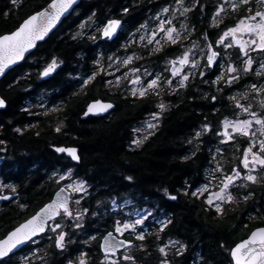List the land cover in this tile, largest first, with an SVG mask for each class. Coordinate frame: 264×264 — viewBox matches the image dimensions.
I'll use <instances>...</instances> for the list:
<instances>
[{
	"label": "trees",
	"instance_id": "1",
	"mask_svg": "<svg viewBox=\"0 0 264 264\" xmlns=\"http://www.w3.org/2000/svg\"><path fill=\"white\" fill-rule=\"evenodd\" d=\"M125 1L82 0L75 10L80 14L94 10L98 18L111 14ZM49 2L0 0V35L14 31L25 18ZM73 12L0 81V96L6 103L5 109L0 110V140L5 142L0 144V176H35L53 170L62 174L72 169L97 194L94 201L114 197L129 199L133 204L140 200L141 205L145 200L161 202L164 212L186 239L203 242V264H232L229 256L232 247L254 228L264 226V184L238 194L234 204L224 205L222 214L204 210L200 202L184 196L182 191L206 183L205 170L215 163L225 171L237 165L242 150L221 144L216 149L215 141L221 121L235 118L236 112L233 109V114H223L224 93L207 81L213 76H207L202 87L197 86V81L189 84L187 99L179 100L164 114L161 125L139 149L132 146L133 127L143 117L144 104L114 97V109L107 117L82 118L88 99L100 95L87 99L92 90L84 98L75 95L73 75L78 67H87L94 54L89 52L87 59L82 58L87 56L85 48L89 45L84 37L80 40L72 37ZM53 61L54 71L40 78V71ZM261 79L264 77L258 78L254 71L248 75L240 71L232 95L235 99L250 98L252 111H259V115L264 114V109L258 107L264 103V93L252 98L246 86L259 84ZM38 97L46 99L49 109H56L57 114H33L36 111L28 103H34ZM204 124L212 131L195 141L194 132ZM60 146L77 148L79 163L72 164L52 149ZM248 193L251 195L247 201L241 198L240 195ZM168 196L177 198L171 201ZM48 201V196L38 193L22 199L29 215Z\"/></svg>",
	"mask_w": 264,
	"mask_h": 264
},
{
	"label": "flooded vegetation",
	"instance_id": "2",
	"mask_svg": "<svg viewBox=\"0 0 264 264\" xmlns=\"http://www.w3.org/2000/svg\"><path fill=\"white\" fill-rule=\"evenodd\" d=\"M86 1L91 2L93 0ZM235 2L237 0H182V4H177L176 0H126L119 3L118 5L120 6L116 10L111 11V14L99 16L98 18L94 10L80 14L77 9L75 10L80 5L79 3L74 8V12L72 11L74 13V23L71 33L75 36L77 35L76 37L72 35V37L79 40L84 37L89 45L88 48H85L87 56H83L82 58L87 59L90 56L89 52H92L94 57L89 58L87 67L85 65L81 68L78 67L73 75V82L76 87L75 95L84 98L90 90H92V95H89L87 99L96 94L100 95L88 99L81 114H85L87 106L91 102L99 100L100 102L113 105L111 111L106 116H103L107 117L114 109V97L120 100L128 99V101H133L137 104H144L141 112L143 117L133 127L134 140L135 127H138L150 118L153 113L161 115L156 130L158 129L164 114H168L179 103V100L183 101V99H187L189 84L196 83L197 81V86L202 87L207 76H213V78L207 80L208 82L214 81L222 68H226L228 63H234L237 69L242 71L243 58L239 53L238 47L224 48L221 45H217L216 41L226 29L233 27L241 17H246L250 14L247 9L250 8L251 12L254 13L258 10L264 11V6L259 5L257 0H250L249 5L240 6L237 10H233L231 5ZM218 7L222 8L223 11L214 17L213 14ZM125 8L128 9L127 12L124 11ZM164 8H168L169 11L163 12L162 9ZM185 9H189V11H184ZM112 19L121 21L120 28L113 39H102L101 31L106 22ZM169 20L171 24L165 23L164 27H173L180 32L181 39L177 44L168 42L165 39L164 33L157 30L162 21ZM214 20L219 25L218 27L213 26ZM82 23L91 24V26L88 30H84L83 33L79 34V27ZM182 23L186 26L185 28H181ZM154 32L155 36H153ZM205 34L208 36L207 40L204 39ZM91 37H96V39L93 40ZM141 37H144V39H141ZM150 37L152 38V43H149ZM161 38H164L163 42H160ZM244 38L247 39L248 37L245 36ZM156 41H159V44ZM193 42H196L197 47H193ZM225 42L230 43L231 37H226ZM206 44H211L213 50L219 53L217 62L212 68H206ZM155 48H160L161 51H154ZM190 48H194V51L189 53L191 59L197 60L198 63L196 66H192L191 64L186 65L182 69L184 72L194 71V73H191L189 80L185 82V87L181 88L178 86L180 77L171 76L170 69L173 65L170 61L180 57L184 51ZM150 51L151 54H149ZM110 56L118 58L119 63L117 66L107 67L106 60ZM127 56H133L134 59L128 65L121 66L122 59ZM252 56L255 58L253 68H258L259 64L257 61L261 60V56L258 53L252 54ZM118 66L119 70L117 71ZM130 69H138L136 75L140 76L141 85H146L149 78H156V75L159 74L158 86L153 90H149L148 94L144 97L132 96L129 89L133 85L131 86L129 81L134 75ZM201 71L205 72L204 76L199 75ZM93 72L97 73L95 78L87 85H84V80L92 75ZM125 72L128 73L127 78H124ZM118 76L121 77L119 87L116 86V77ZM169 79H171L172 83H165ZM224 80L226 79L221 80L219 83L211 84H214L217 91L224 93L222 100L223 107L226 110H224L223 114H233L236 112V106L234 105V100L230 99V97L235 93L236 82L224 87L226 85ZM106 81H111V84H107ZM141 85L135 86L140 87ZM219 86L222 88H219ZM160 103L165 105L163 111L157 107ZM245 106L248 105L245 104ZM45 108L47 110L42 109V111H37L33 114H57L56 109ZM233 109L234 112L232 113ZM224 120L225 118L222 121ZM220 126L216 130L217 140L215 141L218 145L221 144L219 140L223 138V136L217 135V133H221ZM156 130L151 135H146L147 139H143L145 136L142 137L140 146L134 148H141ZM228 130L231 133V129ZM209 131H212V128H209ZM196 132L201 131L198 129L193 134L195 141H198L203 136V133L197 138L195 136ZM232 136L234 137L232 142L222 143L221 145L226 147L228 145L232 147L236 146V148L244 150L249 147L250 141H255V146L252 150L259 148L256 137H246L233 133ZM56 148L58 147H52L54 151ZM1 160L2 157H0V162ZM69 170L72 172V169H67L64 173ZM61 176L64 178L60 179ZM70 181H84L87 188L86 192L81 197H76L66 187ZM4 184L14 185L16 191L13 192L10 188H0V197H12L9 201L0 202V240L4 239L10 231H13L46 204H43L29 215V211L24 205L25 203L22 202V199L30 195L34 196V193L46 195L49 201H51L56 192L63 187L70 193L71 212L73 211L74 203L79 200L78 210L82 211L85 216L83 215L84 218L82 216V222H78L82 225L80 228L75 227L77 222H72V217L64 218L59 215L55 219L56 222L62 224V228L58 229L57 233L59 231L67 233L64 249H58L55 245L57 233L51 231L50 226L53 221L50 220L44 233L32 238L15 253L10 254L9 257H5L3 264H69L70 261L72 264H78L81 253H84L83 258L86 264H101V261L104 260V253L100 249L103 236L108 232H113L114 236L117 235L113 231V225L116 220H120V217L117 216L115 220V215L107 212L108 208L106 207V210H103L105 215L102 210H98L96 204L101 202V200L94 201L97 194L93 192L92 187L87 184V181L77 177L74 173L61 175L53 170L51 173L35 176L2 175L0 176V185ZM196 188L190 191H182V194L200 202L204 210L215 212L211 206L206 204L205 194H198V196L191 195V191L196 190ZM185 192L188 194L185 195ZM110 199L115 198L111 197L106 200ZM167 199L173 201V199H170V196ZM135 202L137 211L144 209L147 210V213L151 212V215L145 216V222L138 226L137 229L138 231H143L145 239L143 241L136 240L135 234L125 232L123 236H119L118 238L130 240L131 245L120 248L115 255L109 257V260H116L118 264H161V260L163 259H167L169 264H203V242L199 239H186L177 228V225L173 223L171 216L164 212L165 210L162 208L161 202L145 200L143 205H141L140 200H136ZM21 205H24V207L22 208ZM84 209H87V211H83ZM161 221H171V223H167L166 227H164L163 232L159 231ZM158 235L160 239H157ZM91 237H94V239H91ZM169 241H179V244L173 245ZM180 244H184L186 247L181 249L182 255L178 256L176 252L180 248ZM165 245H167L166 256L158 251L159 247H164ZM125 255H131L133 259L131 261H124L123 257Z\"/></svg>",
	"mask_w": 264,
	"mask_h": 264
},
{
	"label": "snow or ice",
	"instance_id": "3",
	"mask_svg": "<svg viewBox=\"0 0 264 264\" xmlns=\"http://www.w3.org/2000/svg\"><path fill=\"white\" fill-rule=\"evenodd\" d=\"M76 0H51L48 4L47 11H37L32 15H29L26 19H24L19 26L10 33L0 35V74L4 73L5 70L12 64L16 63L20 60L26 51L32 48L36 41L42 40L44 36L49 32L50 29L60 20L61 16L64 15L68 10L73 6ZM177 4H182V0H176ZM259 5L264 6V0H257ZM250 4V0H237V2L232 3L231 7L233 10H237L240 6H247ZM249 11V15L246 17H241L237 23L228 29H226L220 37L217 39L216 44L221 45L224 48L229 47H238L239 53L242 59V71L244 75H248L250 71H254V74L258 78L264 77V11H256L254 13L251 12V9H247ZM125 12L128 9H124ZM163 12H168V8L162 9ZM184 11H189V9H185ZM223 11L222 8H217L216 12L213 14L214 17L218 16L219 13ZM222 22V21H221ZM121 21L112 19L108 20L104 25L101 31V37L105 39H112L114 34L117 31V27L120 25ZM171 24V21H162L158 31H162L167 41L171 44H177L181 39L180 32L177 31L173 27H164V24ZM83 26V25H82ZM214 27H218L219 25L214 20ZM143 27V25H141ZM186 26L182 23L181 28H185ZM155 36V32L153 33ZM248 38L245 39L244 37ZM226 37H231V42H225ZM75 38V37H73ZM186 38V37H185ZM91 39L95 40L96 37H91ZM144 39V37H141ZM204 39L207 40L208 36L205 34ZM149 43H152V38H149ZM159 44V41H156ZM193 47H197L196 42H193ZM207 54H206V68H211L214 65V62L217 60L219 53L213 50V46L211 44H206ZM154 51H161L160 48H155ZM191 49H188L183 52L180 57H177L175 60L170 61L173 67L170 69L171 76L177 77L179 76L178 86L183 88L185 87V82L189 80V74L183 72L182 69L184 66L191 64L192 66H196L198 61L191 59L189 53ZM250 52L258 53L261 56V60L257 61L259 64L258 68H253L254 57L249 55ZM151 54V51L150 53ZM112 59L111 57L109 58ZM134 59L133 56H127L122 59L121 66H126ZM56 63L53 61L50 63L44 70L40 73L41 76H47L50 72L55 69ZM102 70V69H100ZM119 70V66L117 67V71ZM132 73L138 72V69H130ZM225 72L227 73V79L224 80L226 85H231L235 83L240 78V71L234 65V63H228L226 68H222L221 74L216 77L212 83H219L224 79ZM96 72H93L92 75L88 76L84 80V85H87L91 80H93L96 76ZM200 76H204L205 72L201 71L199 73ZM128 73H124V78H127ZM159 74L156 75V78H149L146 82V85H141V78L139 75H136L134 79L130 80L129 83L133 85L131 89H129L130 94L134 97H144L148 94L149 90H153L158 86ZM121 81V77H116V86L119 87ZM107 84H111V81H106ZM165 83L171 84V79L165 81ZM135 85H141L140 87H136ZM250 91L257 93H264V79H261L259 84L252 83L246 86ZM213 100L216 97H212ZM230 99H235L234 97H230ZM5 106V101L0 99V107ZM112 104H104L99 100L94 101L92 104L88 105V112H105L108 109L112 108ZM162 111L165 109V105L160 103L157 105ZM236 107L240 108L243 112L248 113L251 117L250 119H237V120H228L225 118L222 121V125L224 131L222 133H217V135H223L224 139L221 143H227L232 140L234 137L232 133H238L242 136H254L255 133H250L249 129L252 127L253 122L256 125L260 126V135L264 136V114L257 115L255 111L249 112L250 106L241 105L239 102L236 103ZM261 107H264V103L261 104ZM87 114V113H85ZM153 120H157L159 118V113L152 114ZM149 129L154 128L155 125L149 123L147 125ZM203 130L207 132L209 130V126L204 124ZM231 129V133L228 131ZM61 129L58 126L56 131L59 132ZM19 131V129H16ZM149 135L151 133L149 132ZM195 136L198 138L201 136V132H196ZM145 136L143 139H147ZM5 143L3 140H0V144ZM134 144L142 143V141H133ZM191 143V141H189ZM258 151H253L252 148L255 146L254 144H250L249 147L244 149V158L239 162L244 170L251 172L257 166L260 169L264 170V140H260ZM2 150V149H0ZM57 152H67L73 161H78L79 157L77 155V150L75 148H56ZM219 151V149L217 150ZM195 154V153H193ZM249 157L251 159H249ZM70 171V170H69ZM214 172L220 171L219 168L212 170ZM233 175L227 176L223 180V186L219 189V191L209 193L206 199V203L209 206H213L214 201H220L224 203H231L234 201L235 197L229 191L230 185L233 182L241 177V171L237 170V168H232ZM209 176H212V173H209ZM64 177L61 176L60 179ZM214 178V177H213ZM126 179L131 180V177H126ZM243 179L255 183L257 181V177L251 174L244 175ZM211 183V179L209 180V184ZM66 187L71 188L73 191L82 192L85 190V182L80 181L76 184H69ZM0 188H10L11 191L15 192L16 188L14 185H0ZM61 193L64 192V189L60 190ZM208 191V185H203L201 187L196 188V190L191 191L192 196L203 195ZM188 193L185 192V195ZM165 195H168L167 189H165ZM245 195L243 198L245 201L249 199V196ZM177 197L170 196V199L175 200ZM0 199H7V197H0ZM79 204V200L76 201ZM115 204V201H113ZM127 203V201H125ZM215 211L218 214H222L224 208L221 203H215ZM23 208L24 205H21ZM62 210V211H61ZM83 211H87L84 209ZM58 215L67 218L72 216V212L69 208L68 197L59 195L57 199L53 200L50 204L45 205L40 209L34 216L28 219L25 223L19 225V227L15 228L13 231H10L7 236L0 240V264H3L4 258L9 257V254L13 252L18 245H21L27 241H30L32 237L36 236L38 233H42L45 231V224L48 221H53L50 229L52 232L57 233L58 229L62 228V224L60 222H56L55 217ZM95 215V213H93ZM151 215V212H149ZM77 218H82V213H77ZM146 220V217L140 214H137V218L135 219H120L116 220L113 225V231L117 235H113V232H108L103 236L102 243L100 244V249L104 253V260L101 261V264H118L116 260H109L111 255H115L117 251L125 247L126 244L128 246L131 245L130 240L119 239V236H123L125 232H129L130 234H135V239L143 241L145 236L143 231H138V226L142 225ZM167 223H171V221H161V227L159 229L160 232H163L164 227H166ZM76 228L82 227L78 222L75 224ZM67 233L64 231H59L56 235L55 245L58 249H64L65 247V237ZM94 239V237H91ZM157 239H160L159 235ZM169 243L175 245L179 244V241H169ZM186 245L180 244V248L177 250L176 255H182L181 249H184ZM166 248L159 247L158 251L166 256ZM231 256L235 264H264V228H259L251 232L248 239L242 241L241 243L236 244L234 248L231 249ZM84 257V253H81V258L78 259V264H86ZM133 257L131 255H125L123 257L124 261H131ZM69 264H72L70 261ZM161 264H169L167 259L161 260Z\"/></svg>",
	"mask_w": 264,
	"mask_h": 264
},
{
	"label": "rangeland",
	"instance_id": "4",
	"mask_svg": "<svg viewBox=\"0 0 264 264\" xmlns=\"http://www.w3.org/2000/svg\"><path fill=\"white\" fill-rule=\"evenodd\" d=\"M90 26H91V24L82 23L80 25V27H79V34L80 33H83L84 30H88L90 28ZM73 36H75V35H73ZM163 39L164 38H161V41L160 42H163ZM190 49H191V52L194 51V48H190ZM252 54H255V52H250L249 53V55H251V56H252ZM110 57L112 58L111 60L109 59ZM110 57H108V59L106 60L107 61V67L108 68H111L113 66H117L118 63H119L118 58L117 57H113V56H110ZM43 70L44 69H42L40 71V73ZM221 71L219 72V75L221 74ZM136 73H133L134 76H133L132 79H134V77L136 76ZM186 73H188L189 76H190L191 73H194V71H187ZM40 78H42L41 75H40ZM224 79H227V73L226 72H225V75H224ZM130 85L132 86V84H130ZM247 91L249 92L248 94H250V96L252 98H254V95L257 96V95L260 94V93H257V92L250 91L248 88H247ZM232 97H234V96H232ZM242 99L243 100L247 99L248 100V103H243V100ZM233 100H234V105L235 106H236V103L237 102H239L241 105H244V106H245V104H247L248 106H250L249 111L251 109L250 112H252V105L249 102L250 98H244V97H242V98L233 99ZM261 104L262 103L258 104V107L261 108V109H264V107H261ZM28 106H29V108L31 110H35L36 112L39 111V110H42V109L43 110H47L45 107H48L49 108V104L47 103L46 99H42L41 97L36 98L35 101H34V103L29 102L28 103ZM236 109H237V111L235 113V118H228V120H230V121L231 120H237V119L243 120V119H250L251 118L248 113L243 112L240 108H237L236 107ZM255 112L257 113V115L260 114L259 111H255ZM160 119H161V115L160 114H159V118L157 120H153V117L151 116L146 121H144L142 124H140L138 127H135V129H134V140L141 141V138L144 137V136H146V135H149V132L150 133H153L154 130H156L157 126L159 125ZM149 123L154 124L155 127L149 129L147 127V125ZM220 128H221L220 131L222 133L224 131L222 122H221ZM200 131H201V134L202 133L204 134V133H207L209 130L207 132H205L203 130V127H201L200 128ZM249 132L250 133L257 134V135L251 136L252 138L253 137L254 138L255 137L257 138V143L260 140H264V136L260 135V126L259 125H256L255 122H253L252 127L249 129ZM233 134L236 135L238 133H233ZM221 136H223V135H221ZM193 139L195 140V137H193ZM223 139H224V137L222 138V140ZM222 140L220 139L219 141L221 142ZM133 141H132V146L133 147H139L140 146L141 143L134 144ZM228 142H232V140H230ZM254 142L255 141H253V142L250 141V144H255ZM220 147H221L220 145H217L216 146V149L217 148H220ZM253 151H258V149H253ZM243 158H244V150H242V152H240L239 161H238L237 165L234 166L235 168H237V170L241 171V177L237 178L233 182V184L230 185V187H229V191L235 197L234 201L231 202V203H224V202H220V201H214L213 206H211L214 210H215V206H214L215 203H221L223 207H224V205L225 206H230V205H232V204H234L236 202L237 195L240 194L241 192L246 191L248 189L250 191V187H253V186H261V185L264 184V170L260 169L259 166H257L251 172H248L247 170H244L243 167H242V165L239 163ZM249 159H251V158L249 157ZM234 167H232V168H234ZM216 168H219L220 171H218V172L212 171V170H214ZM232 168L229 171H225L218 163H215L214 166L209 167V168H207L205 170L206 183H204L203 185H208V191L204 193L206 195V199H207V196H208L209 193L219 191V189L223 186V180H224V178L233 174L232 171H231ZM210 172L212 173V176L211 177L209 176V173ZM71 173H72L71 171H67L66 173H62V174H71ZM248 174H251L253 176H256L257 177V181L255 183H253V182H250V181H247V180L243 179V176L244 175H248ZM210 179H211V183L209 184V180ZM76 183H79V181H70V182H68V185L69 184H76ZM203 185H200L199 187H201ZM69 190L71 192H73V194L76 197L77 196L78 197H81L82 194L84 192H86L87 188L85 186V190L82 191V192L73 191L71 188H69ZM240 196H241V198H243L245 195H240ZM113 201H115V204L113 203ZM119 201H121V202H119ZM125 201H127V203H125ZM96 207L98 208V210H102V212H103L104 215H105V212L103 210H106L105 207L108 208V211L107 212H109L111 215H115V220H116V217L117 216L120 217V219H135V218H137V214H140V215H143V216H148L149 215V213H147V210L142 209L140 211H137L136 204H133L132 201L129 200V199H120V200H118V199H110V200H105V201L104 200H101V202H98L96 204ZM78 208H79L78 204L77 203H74V205H73V211H72V216H71L72 217V220H71L72 222H82L83 221L82 219L84 218L85 215L83 214L82 211L78 210ZM78 212L79 213H82V216L84 215L83 218H77V213ZM158 222H160V221H158Z\"/></svg>",
	"mask_w": 264,
	"mask_h": 264
},
{
	"label": "water",
	"instance_id": "5",
	"mask_svg": "<svg viewBox=\"0 0 264 264\" xmlns=\"http://www.w3.org/2000/svg\"><path fill=\"white\" fill-rule=\"evenodd\" d=\"M80 1L81 0H76V2L73 4V6L68 10V12H66L64 15H62L61 16V18H60V20H58L57 21V23L53 26V28L52 29H50L49 30V32L44 36V38L42 39V40H38V41H36L35 42V44H34V46L32 47V48H30L28 51H26L25 53H24V56L20 59V60H18L16 63H14V64H12V65H10L6 70H5V72L4 73H2V74H0V81L11 71V70H13L15 67H17L19 64H21L26 58H28L34 51H35V49L37 48V46L39 45V44H41V43H43L44 41H46L61 25H62V23L69 17V15L72 13V11L74 10V8L80 3ZM51 2V1H50ZM49 2V3H50ZM48 3V4H49ZM48 4L44 7V8H42L41 10H39V11H47L48 10V8H47V6H48ZM34 14V13H33ZM32 15V14H31ZM26 19V18H25ZM107 23V22H106ZM119 28H120V25L117 27V31H116V33L114 34V36H113V38L116 36V34H117V32H118V30H119ZM7 34V33H6ZM102 38V37H101ZM112 38V39H113ZM102 39H105V38H102ZM111 40V39H110ZM217 62V60L214 62V65H215V63ZM213 65V66H214ZM212 68V67H211ZM53 71H54V69H53ZM52 71V72H53ZM52 72H50L47 76H49ZM47 76H43V77H47ZM0 99H2L1 98V96H0ZM93 102H91L90 104H92ZM101 103H104V104H110V103H106V102H101ZM5 107H6V103H5V106L4 107H0V110H3V109H5ZM111 109L112 108H110V109H108L107 111H105V112H88V106H87V109H86V111H85V113H87V114H83V116H82V118H86V117H94V118H99V117H103V116H106L107 115V113H109L110 111H111ZM229 131V130H228ZM58 148H75V147H58ZM76 150H77V155H78V149L77 148H75ZM55 151H56V149H55ZM56 153L57 154H59V155H63V156H65V158H67L68 160H70L71 161V163L72 164H78L79 163V160L78 161H73L72 160V158H71V156L67 153V152H57L56 151ZM79 157V156H78ZM233 175V174H232ZM61 189H64V192L63 193H61ZM58 194L59 195H62V196H67L68 197V204H69V208H70V198H69V196H70V193L65 189V188H60L57 192H56V194L54 195V197L52 198V200L51 201H49L48 203H46L45 205H47V204H50L53 200H55V199H57V196H58ZM5 197V196H4ZM7 197V199H0V202L1 201H9L10 199H12V197L11 196H6ZM44 205V206H45ZM44 206H42L41 208H43ZM40 208V209H41ZM40 209L37 211V212H39L40 211ZM62 211V210H61ZM36 212V213H37ZM35 213V214H36ZM34 214V215H35ZM34 215H32V216H34ZM31 216V217H32ZM59 216V215H58ZM57 216V217H58ZM31 217H29L28 219H30ZM57 217H55V219L57 218ZM27 219V220H28ZM26 220V221H27ZM26 221H24L23 223H25ZM23 223H21V224H23ZM47 223L48 222H46V224H45V230H46V226H47ZM20 224V225H21ZM19 227V226H18ZM259 228H264V226H259V227H256V228H254L253 230H251V232L252 231H254V230H256V229H259ZM45 232V231H44ZM44 232H42V233H44ZM251 232L247 235V237L246 238H244L243 240H241V241H239L238 243H241L242 241H244V240H246V239H248V237H249V235L251 234ZM42 233H38L36 236H39V235H41ZM36 236H34V237H36ZM34 237H32V238H34ZM31 238V239H32ZM28 242V241H27ZM27 242H25V243H23V244H21V245H18L15 249H13V252L12 253H10V254H13V253H15L19 248H21L24 244H26ZM237 243V244H238ZM126 246H127V244H126ZM236 246V245H235ZM234 246V247H235ZM234 247H232V248H234ZM9 254V255H10ZM229 256H230V259H231V262H232V264H235V262L233 261V258H232V256H231V250H230V252H229Z\"/></svg>",
	"mask_w": 264,
	"mask_h": 264
}]
</instances>
